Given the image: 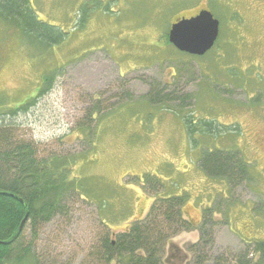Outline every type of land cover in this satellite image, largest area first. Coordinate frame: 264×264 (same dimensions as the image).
Instances as JSON below:
<instances>
[{
  "label": "rangeland",
  "instance_id": "1",
  "mask_svg": "<svg viewBox=\"0 0 264 264\" xmlns=\"http://www.w3.org/2000/svg\"><path fill=\"white\" fill-rule=\"evenodd\" d=\"M31 4L40 21L67 37L35 45L0 18V120L36 94L45 72L59 68L52 89L13 120L10 139L31 143L39 158L76 156L73 177L87 196H67L64 212L41 226L35 250L43 261L102 264L91 257L102 240H116L146 218L156 198L171 196L184 200L183 218L194 226L208 211L212 255L256 258L254 245L264 241V0ZM201 10L219 21L208 53L192 57L165 43L172 24ZM151 90L172 100H142ZM207 122L211 130L203 132L199 123ZM203 154L208 162L235 154L246 179L207 176ZM145 174L159 179L157 191ZM199 226L169 239L162 261L174 263V246L187 255ZM193 257L184 264H194Z\"/></svg>",
  "mask_w": 264,
  "mask_h": 264
},
{
  "label": "trees",
  "instance_id": "2",
  "mask_svg": "<svg viewBox=\"0 0 264 264\" xmlns=\"http://www.w3.org/2000/svg\"><path fill=\"white\" fill-rule=\"evenodd\" d=\"M0 18L13 25L35 45L51 47L67 37L59 27L39 20L31 0H0ZM163 38L166 39L164 34ZM58 71L59 68L45 72L36 94L25 103L9 109V113L0 120V264H47L35 250L41 226L64 212L63 204L67 196L77 193L87 198L83 189L78 188V179L73 177L76 156L54 154L39 158L31 143L10 139L16 127L13 120L19 113H26L39 97L52 89ZM158 94L152 96L151 90L142 100H150L152 102L148 103L152 105L172 100L166 96L159 99ZM184 120L192 136L195 132L193 118ZM200 124L203 132L205 129L211 130L212 123ZM212 156L210 162L205 154L200 159V168L207 176L227 177L232 184L240 182L241 178L246 179L240 159L235 154ZM144 180L145 183H153L151 188L156 191L161 186L155 176L146 175ZM183 203L184 200L177 196L156 198L145 219L136 220L114 241L102 240L91 256L93 261L102 264H110L113 260L121 264H163L165 243L182 231L195 229L190 221L183 218ZM206 215H209L208 211L198 229L199 240L190 247V252L195 255L194 264H204L209 260L212 264H264V241H255L252 252L257 256L254 259L248 252L212 255L214 239L212 232L205 229ZM26 230H29V234H26Z\"/></svg>",
  "mask_w": 264,
  "mask_h": 264
},
{
  "label": "water",
  "instance_id": "3",
  "mask_svg": "<svg viewBox=\"0 0 264 264\" xmlns=\"http://www.w3.org/2000/svg\"><path fill=\"white\" fill-rule=\"evenodd\" d=\"M218 32V21L210 12L203 10L195 17L172 24L167 39L178 52L202 57L214 46ZM24 222L25 219L20 228Z\"/></svg>",
  "mask_w": 264,
  "mask_h": 264
},
{
  "label": "flooded vegetation",
  "instance_id": "4",
  "mask_svg": "<svg viewBox=\"0 0 264 264\" xmlns=\"http://www.w3.org/2000/svg\"><path fill=\"white\" fill-rule=\"evenodd\" d=\"M256 89V88H255ZM259 99V97H257L255 100L257 101Z\"/></svg>",
  "mask_w": 264,
  "mask_h": 264
},
{
  "label": "bare ground",
  "instance_id": "5",
  "mask_svg": "<svg viewBox=\"0 0 264 264\" xmlns=\"http://www.w3.org/2000/svg\"><path fill=\"white\" fill-rule=\"evenodd\" d=\"M186 263V262H185Z\"/></svg>",
  "mask_w": 264,
  "mask_h": 264
},
{
  "label": "crops",
  "instance_id": "6",
  "mask_svg": "<svg viewBox=\"0 0 264 264\" xmlns=\"http://www.w3.org/2000/svg\"><path fill=\"white\" fill-rule=\"evenodd\" d=\"M192 242V241H191Z\"/></svg>",
  "mask_w": 264,
  "mask_h": 264
}]
</instances>
